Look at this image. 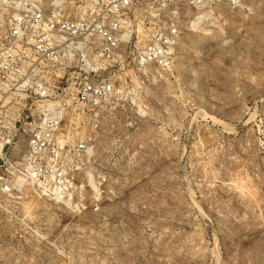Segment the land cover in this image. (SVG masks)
Here are the masks:
<instances>
[{
	"label": "rangeland",
	"instance_id": "obj_1",
	"mask_svg": "<svg viewBox=\"0 0 264 264\" xmlns=\"http://www.w3.org/2000/svg\"><path fill=\"white\" fill-rule=\"evenodd\" d=\"M119 75L85 120L98 209L0 196V264H264V0L183 31L170 71Z\"/></svg>",
	"mask_w": 264,
	"mask_h": 264
},
{
	"label": "built area",
	"instance_id": "obj_2",
	"mask_svg": "<svg viewBox=\"0 0 264 264\" xmlns=\"http://www.w3.org/2000/svg\"><path fill=\"white\" fill-rule=\"evenodd\" d=\"M8 1L0 196L29 189L74 213L97 210L110 174L95 164V126L85 120L122 94L119 71H170L180 34L235 0Z\"/></svg>",
	"mask_w": 264,
	"mask_h": 264
},
{
	"label": "bare ground",
	"instance_id": "obj_3",
	"mask_svg": "<svg viewBox=\"0 0 264 264\" xmlns=\"http://www.w3.org/2000/svg\"><path fill=\"white\" fill-rule=\"evenodd\" d=\"M22 191H25V190H22Z\"/></svg>",
	"mask_w": 264,
	"mask_h": 264
}]
</instances>
